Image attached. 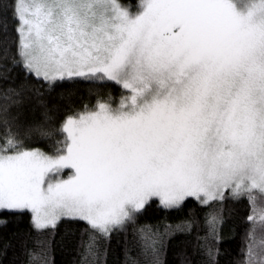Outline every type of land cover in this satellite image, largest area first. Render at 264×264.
<instances>
[{"label": "snow or ice", "instance_id": "snow-or-ice-1", "mask_svg": "<svg viewBox=\"0 0 264 264\" xmlns=\"http://www.w3.org/2000/svg\"><path fill=\"white\" fill-rule=\"evenodd\" d=\"M229 204L264 264V0H0V264H220Z\"/></svg>", "mask_w": 264, "mask_h": 264}, {"label": "trees", "instance_id": "trees-1", "mask_svg": "<svg viewBox=\"0 0 264 264\" xmlns=\"http://www.w3.org/2000/svg\"><path fill=\"white\" fill-rule=\"evenodd\" d=\"M129 3H137L138 0H126ZM104 91H111L114 96H118L120 89L115 86H110L104 89ZM72 100L79 107L85 103H94V99L90 100L87 91L84 86H78L73 89ZM195 208L197 212L201 214L205 209L197 207L194 203L190 202L183 212L171 211L167 212L157 208L156 205H152L147 208L143 216L140 217V223H156L159 220L167 217L168 222H177L181 217L186 215L190 209ZM225 212V219L222 226L223 243L221 245V255L219 257L220 264H233L235 259L240 255V248L243 242L244 230L248 226L246 224L247 207L245 204L227 206ZM19 227H26L25 224L19 225ZM16 224H9L6 228H0V240H7L11 237L12 233L16 231ZM11 257V253H10ZM69 259L67 256H61L60 253L56 254L57 264H65V261Z\"/></svg>", "mask_w": 264, "mask_h": 264}]
</instances>
